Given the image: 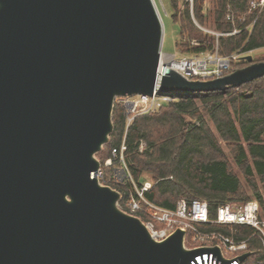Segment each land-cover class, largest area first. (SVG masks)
Wrapping results in <instances>:
<instances>
[{
	"label": "water",
	"instance_id": "95a60500",
	"mask_svg": "<svg viewBox=\"0 0 264 264\" xmlns=\"http://www.w3.org/2000/svg\"><path fill=\"white\" fill-rule=\"evenodd\" d=\"M153 0H0V264H190L185 230L156 240L102 183L117 96L214 91L264 75V60L213 79L159 72ZM244 252L241 257L249 255Z\"/></svg>",
	"mask_w": 264,
	"mask_h": 264
},
{
	"label": "trees",
	"instance_id": "16d2710c",
	"mask_svg": "<svg viewBox=\"0 0 264 264\" xmlns=\"http://www.w3.org/2000/svg\"><path fill=\"white\" fill-rule=\"evenodd\" d=\"M203 1L193 0V12L201 22L210 20L217 29L233 27L226 19V7L231 3L236 10L245 11L247 0H214L209 13H203ZM172 16L180 22L181 37L198 39L197 43L182 42L180 50L191 54L214 50V35L200 29L193 21L190 2L178 11L174 3ZM249 15L246 23L251 20ZM264 46V11L259 15L251 30L219 36V53L250 51ZM264 60L258 58L253 61ZM250 64L246 58L232 61V71ZM228 93V96L224 95ZM178 99L161 105L158 109L138 114L126 128V109L115 101L112 113L113 129L109 140L98 151L101 165L112 156L113 147H119L125 139V159L138 182L151 174L155 181L146 192L147 196L167 207H174L184 197L204 199L208 202L211 215L218 205L240 203L252 198L264 206V184L257 178L264 176V75L242 83L214 91L175 92ZM196 97L202 102L199 107ZM211 117L220 136L229 143L233 159L240 167L245 182L232 169L231 163L209 127L202 112ZM200 119L199 123L194 120ZM247 142V147L242 144ZM141 142L144 146L141 147ZM104 165L105 174L112 172L118 159ZM117 163V164H116ZM104 174V175H105ZM104 183L108 184L105 181ZM261 188L263 191H261ZM122 193L123 204L129 193V184L117 186ZM252 227H242L241 234L248 235ZM254 244L259 246L256 238ZM257 252V253H256ZM264 257V250L256 251Z\"/></svg>",
	"mask_w": 264,
	"mask_h": 264
},
{
	"label": "built area",
	"instance_id": "2783aa9c",
	"mask_svg": "<svg viewBox=\"0 0 264 264\" xmlns=\"http://www.w3.org/2000/svg\"><path fill=\"white\" fill-rule=\"evenodd\" d=\"M190 1L193 14V0ZM263 11L264 0H247L245 11L236 10L231 3H228L225 17L231 21L233 27L229 30L207 29L217 36L214 50L179 57L174 55L166 65L187 79H213L230 73L232 61L241 59L242 54L247 51H235L230 55L220 54L219 36L236 34L245 29L251 30ZM249 15L252 18L246 23ZM161 64L162 55L159 72ZM176 91L158 93V86H156L151 95L137 93L117 96L116 100L121 102L126 109V128L137 114L156 110L161 105L178 99ZM140 146L143 147L144 142H141ZM125 149L126 142L123 139L119 147H113L112 156L105 161L106 165H111L112 159L117 158L119 163L113 167L112 172L106 178L101 165L98 176L100 179L104 177L105 181L115 188L129 184L128 196L123 204L119 202V205L125 211L137 215L144 222L152 237L156 240H163L177 228H181L185 230L184 245L187 248L203 246L219 248L220 254L213 250L198 252L190 264H264V257H257L255 254V250H264V206L258 199L220 204L214 215H211L208 202L199 198L188 200L182 197L174 207L161 205L146 194L155 181L146 178L138 182L134 178L125 159ZM261 182L264 184V176ZM244 226L252 227L253 231L248 235L241 234ZM256 238L259 240V246L254 244ZM249 250L251 253L242 258L241 255Z\"/></svg>",
	"mask_w": 264,
	"mask_h": 264
},
{
	"label": "rangeland",
	"instance_id": "374dc122",
	"mask_svg": "<svg viewBox=\"0 0 264 264\" xmlns=\"http://www.w3.org/2000/svg\"><path fill=\"white\" fill-rule=\"evenodd\" d=\"M153 1H154V4L158 10V13H159L160 18H161L162 23H163V39H162V59H163V61L170 60V58L173 57L174 55L176 57L183 56V55H194L191 53L182 52L180 50V47H181L182 42L189 41L190 43L193 44V43H197L198 39H196V38L189 39L187 35H184L183 37H181L180 36L181 35L180 22L175 20L172 16V12L174 11V5L173 4L176 3L178 11H181L183 9V7L185 6V0H153ZM213 1L214 0H204L203 1V13L205 14V17H206V14L209 13V11L213 8ZM189 2H190V11H191V1L189 0ZM193 6H194V2H193ZM191 17H192L194 23L200 29H202L203 31H205L207 33L214 35V42H215L217 36L213 32H211L210 30H207V29H212V30L217 29L215 27V25L210 20L205 21V23H201L196 18L194 12H193V14L191 12ZM247 54H251L253 56V60H256L258 58H264V46L255 48L253 50H250V51L242 54L241 58L245 59L244 56ZM224 96L227 97L228 93H226ZM196 100H197L199 107H201L202 102L197 97H196ZM115 101H117V100L115 99ZM202 115H203V118L206 119V121L208 122L209 127L212 129V131L216 135L219 143L221 144L222 148L224 149V152L226 153V155H227V157L231 163L233 171L235 173H237V175L243 180V182H245V177L243 175V172L241 171L240 167L237 165V163L233 159V155L231 154L229 143L227 141H225L220 136L219 132L217 131L216 126L214 125L213 120L208 115V113L203 111ZM194 121L199 123L200 119L196 118ZM241 142L245 147H247V142L244 139H242ZM96 156L100 159V155L98 154V152L96 153ZM104 165L106 166V164H104ZM104 165L102 166V169H103V172L105 174ZM108 175L105 174L104 177L106 178ZM146 176H147V178L150 179L152 175L146 174ZM101 179H100V181L102 183H104V180H101ZM257 181L259 184H261L259 177L257 178ZM261 191H263L262 188H261Z\"/></svg>",
	"mask_w": 264,
	"mask_h": 264
},
{
	"label": "bare ground",
	"instance_id": "6f19581e",
	"mask_svg": "<svg viewBox=\"0 0 264 264\" xmlns=\"http://www.w3.org/2000/svg\"><path fill=\"white\" fill-rule=\"evenodd\" d=\"M168 61H171V60H168ZM166 63H167V61L165 62L162 59V64H161V67H160V72L163 71L165 67H167Z\"/></svg>",
	"mask_w": 264,
	"mask_h": 264
}]
</instances>
